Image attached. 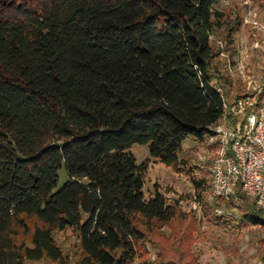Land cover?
<instances>
[{"label": "trees", "instance_id": "obj_1", "mask_svg": "<svg viewBox=\"0 0 264 264\" xmlns=\"http://www.w3.org/2000/svg\"><path fill=\"white\" fill-rule=\"evenodd\" d=\"M217 1L0 0V264L60 262L53 234L65 229L82 264H132L136 219L175 217L158 191L144 196L146 167L129 149L188 173L182 144L206 142L223 104L245 98L229 96L226 50L210 42ZM251 207L243 223L264 226Z\"/></svg>", "mask_w": 264, "mask_h": 264}, {"label": "rangeland", "instance_id": "obj_2", "mask_svg": "<svg viewBox=\"0 0 264 264\" xmlns=\"http://www.w3.org/2000/svg\"><path fill=\"white\" fill-rule=\"evenodd\" d=\"M214 10L223 15L222 27L210 42L213 48L226 50L220 59L227 64L222 72L226 70L232 79L229 96L257 94L264 84V0H218ZM228 40L231 46H227ZM181 151L188 173L162 166L150 157L146 145L134 144L129 149L137 163L146 167L144 196L148 198L156 190L176 209L175 217L166 225L136 219L144 240L136 247L132 264H264V226L241 220L243 214L254 209L251 203L240 195L237 205H226L209 193L208 140L197 143L188 138ZM66 180V171L61 168L58 187ZM198 180L206 182L200 191L194 184ZM258 217L264 221V214ZM32 225L29 221L31 230ZM30 235L20 232L15 243L30 246ZM53 241L61 252L60 262L41 259L24 260L22 264H82L73 230L54 232Z\"/></svg>", "mask_w": 264, "mask_h": 264}, {"label": "built area", "instance_id": "obj_3", "mask_svg": "<svg viewBox=\"0 0 264 264\" xmlns=\"http://www.w3.org/2000/svg\"><path fill=\"white\" fill-rule=\"evenodd\" d=\"M257 91L230 107L223 104L225 113L211 129L209 193L234 205L243 195L264 213V98L257 106Z\"/></svg>", "mask_w": 264, "mask_h": 264}]
</instances>
